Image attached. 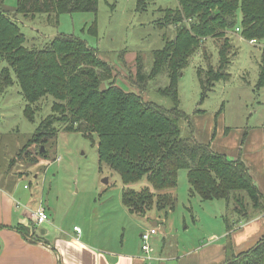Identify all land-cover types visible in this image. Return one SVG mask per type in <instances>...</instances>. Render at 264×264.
<instances>
[{
    "label": "trees",
    "instance_id": "1",
    "mask_svg": "<svg viewBox=\"0 0 264 264\" xmlns=\"http://www.w3.org/2000/svg\"><path fill=\"white\" fill-rule=\"evenodd\" d=\"M145 1L136 0V9L144 10ZM2 3L0 90L15 82L30 121H34L33 105L45 96L53 98L51 113L39 121L23 148L28 143L45 145L58 129L78 132L92 140L95 136L99 162L115 170L124 185L146 178L148 185L139 189L127 186L121 193L123 205L140 215L155 208L166 216L175 207L173 190L180 169H186L190 194L196 193L202 200H224L226 207L234 201L231 204L239 219L249 217L250 207L264 212V194L240 158L229 160L209 144L182 135L180 123L188 117L179 108L178 96L182 71L200 48L207 60L206 67L196 68L201 101L215 82L230 77L228 67L235 52L230 51L229 33L248 41L264 39V0H177L173 10L159 9L162 17L156 23L163 29V45L152 51L148 71L137 59L135 83L145 86L147 80L160 74L166 77L167 84L158 92L171 99L170 108L144 100L138 91H124L114 85L112 65L85 39L58 33L43 45H29ZM97 5L98 0H17L20 13L47 14L49 19L51 14L57 19L62 13L96 12ZM171 25L173 35L166 31ZM209 38L221 41L215 63L209 60L207 44L202 45ZM263 68L260 85L264 83ZM223 221L229 230L232 223L226 216ZM33 237L38 238L36 233ZM223 264H264V237Z\"/></svg>",
    "mask_w": 264,
    "mask_h": 264
},
{
    "label": "rangeland",
    "instance_id": "2",
    "mask_svg": "<svg viewBox=\"0 0 264 264\" xmlns=\"http://www.w3.org/2000/svg\"><path fill=\"white\" fill-rule=\"evenodd\" d=\"M144 5V10H138L136 0H98L96 12L62 13L57 19L54 14L50 15L51 19L47 14L24 15L17 10V0H3L2 8L13 15L29 45H43L58 33L85 39L98 49L102 59L112 65L114 85L124 91H138L144 100L170 108L173 106L171 99L158 92L167 84L166 77L160 74L147 80L145 86H139L135 83V74L137 59L143 61L144 69L148 71L152 64V51L163 45V29L156 23L162 17L159 9L173 10L177 0H146ZM166 31L173 35L174 26H169ZM229 35L232 39L230 51L235 52L231 54L232 62L228 67L230 77L215 82L203 101L196 76V68L207 65L202 55L203 48L190 58L188 66L183 69L178 81L179 108L188 118L180 123V128L183 136H193L199 143H208L229 160L243 157L241 147L247 138L250 145L245 147V151L249 153L254 148L256 154L246 157V160L253 167L254 183L264 190V83L259 84L260 67H264V39L251 43L239 35L235 38L231 33ZM220 43V40L212 38L202 43L207 44L210 62L215 63L219 57L217 49ZM51 101L52 97L45 96L36 102L32 108L34 121H30L24 114L26 103L15 82L0 90V169L6 168L10 162V167L15 166L10 168L11 171L26 167V178L17 181L18 191L23 192V198L27 199L37 183L36 193L42 194L43 199L45 197L67 227L71 228L72 223L78 222L89 233L109 235L114 247L119 248L122 241L125 246L136 248L140 244L138 219L143 216L125 210L121 193L127 186L139 189L148 185L145 177L124 185L115 170L99 162L95 136L92 140L78 132L58 129L48 143L42 144L43 151L38 147L41 144L36 143H28L23 148L39 121L51 113ZM238 141L236 151L234 142ZM47 150V155H44ZM259 156L262 157L260 170L254 167L259 163ZM189 188L186 169H180L177 186L173 190L175 207L166 217L155 208L148 212L150 216L156 212L161 214L160 225H164L166 219L165 242L189 248L197 245L199 239L220 232L225 240L223 216L232 223L230 228L239 219L234 211L235 205L231 204L234 201L226 207L224 200H202L196 193L190 194ZM40 204L30 214L33 221L35 212L43 209ZM250 206L251 201L247 204ZM249 210L254 212L253 207ZM255 211L259 213L257 209ZM160 236H154L157 247L160 246ZM228 239L231 240V236ZM238 254H227L226 259Z\"/></svg>",
    "mask_w": 264,
    "mask_h": 264
},
{
    "label": "crops",
    "instance_id": "3",
    "mask_svg": "<svg viewBox=\"0 0 264 264\" xmlns=\"http://www.w3.org/2000/svg\"><path fill=\"white\" fill-rule=\"evenodd\" d=\"M237 35L232 34V38ZM239 141L236 144L234 142L236 151L239 148ZM249 145L246 138L241 147L243 157H239L246 164L253 179V167L247 163L246 157L256 154V151L253 148L247 153L245 147ZM41 147L42 145L39 150L43 151ZM46 153L48 151L44 155ZM258 162L254 167L257 166L260 170L261 156ZM10 164L11 162L6 168L0 169V264H221L226 260L227 254L245 252L264 237V212L250 211L248 218L236 220L232 228L225 229V240L223 233H212L207 238L199 239L195 246L179 248V245L165 242L166 219L164 225H160L159 220L162 216L156 212L151 216L148 213L141 215L143 217L140 219H143V222L138 219L137 235L140 244L136 248L125 246L122 241L117 248L111 245L109 235L89 233L78 222L72 223L71 228L67 227V224L62 222L63 218L60 219L56 214L57 211L48 205L45 197L43 199L42 194L36 193L37 183L33 193L30 192L27 199L23 198L24 193L18 191L16 184L18 180L26 178V167H22L20 171H11L10 168L15 166L10 167ZM257 186L264 194L263 188ZM23 188L26 189L25 184ZM40 202L48 219L37 223L30 218V214ZM74 226L79 227V232L73 229ZM152 227H155L157 232L151 236L152 251L148 257L140 249L141 233ZM24 229L25 232L22 231ZM35 233L37 239L33 237ZM157 234L161 235L159 247L155 246L154 236ZM228 236H231V240Z\"/></svg>",
    "mask_w": 264,
    "mask_h": 264
},
{
    "label": "built area",
    "instance_id": "4",
    "mask_svg": "<svg viewBox=\"0 0 264 264\" xmlns=\"http://www.w3.org/2000/svg\"><path fill=\"white\" fill-rule=\"evenodd\" d=\"M236 30H238V28ZM250 42L253 43L254 40H250ZM46 219H48V215L43 209H39L35 212V221L37 223H42ZM73 229L76 232H79V230H80L79 227H77V226H74ZM155 233H156L155 227L149 228L146 231L141 233V249L146 252V256H148V257L150 255L151 250H152L151 246H150V239H151V236L154 235Z\"/></svg>",
    "mask_w": 264,
    "mask_h": 264
},
{
    "label": "water",
    "instance_id": "5",
    "mask_svg": "<svg viewBox=\"0 0 264 264\" xmlns=\"http://www.w3.org/2000/svg\"><path fill=\"white\" fill-rule=\"evenodd\" d=\"M105 89V84L104 83H101V90H104ZM43 147H41V149H42ZM105 181H106V179H105Z\"/></svg>",
    "mask_w": 264,
    "mask_h": 264
}]
</instances>
